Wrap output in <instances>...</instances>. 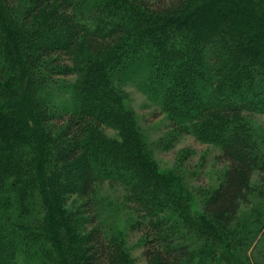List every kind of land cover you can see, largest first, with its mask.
I'll return each mask as SVG.
<instances>
[{
	"label": "trees",
	"instance_id": "trees-1",
	"mask_svg": "<svg viewBox=\"0 0 264 264\" xmlns=\"http://www.w3.org/2000/svg\"><path fill=\"white\" fill-rule=\"evenodd\" d=\"M131 82L176 132L220 149L203 208L187 171L156 161ZM255 115L264 0H0V264H134L106 184L147 264H264Z\"/></svg>",
	"mask_w": 264,
	"mask_h": 264
},
{
	"label": "rangeland",
	"instance_id": "rangeland-1",
	"mask_svg": "<svg viewBox=\"0 0 264 264\" xmlns=\"http://www.w3.org/2000/svg\"><path fill=\"white\" fill-rule=\"evenodd\" d=\"M126 90L129 94L128 106L135 111L138 124L150 144L156 161L163 169H175L178 166L185 169L189 186L195 196V207L203 208L205 194L221 183L226 170V165L218 159L221 154L220 149L198 141L192 134L176 132L160 105L143 92L136 83H128ZM56 101L59 104L63 101V97ZM250 118L249 123L264 139V115H255ZM108 134L115 135L113 131H108ZM258 177L255 179V185L260 184ZM100 194L104 200H113L119 208V211H115L113 218L116 220L117 228L128 238L135 260L134 264H147L144 257L143 236L138 231L131 230L132 217L136 215L129 211V205L127 206L124 202L123 191L119 188L111 190L106 184L102 186ZM254 248L255 246L252 248L255 252L260 249ZM250 254L254 253L250 252Z\"/></svg>",
	"mask_w": 264,
	"mask_h": 264
}]
</instances>
